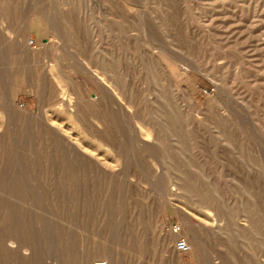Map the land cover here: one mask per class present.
I'll use <instances>...</instances> for the list:
<instances>
[{
  "label": "rangeland",
  "instance_id": "374dc122",
  "mask_svg": "<svg viewBox=\"0 0 264 264\" xmlns=\"http://www.w3.org/2000/svg\"><path fill=\"white\" fill-rule=\"evenodd\" d=\"M0 264H264V0H0Z\"/></svg>",
  "mask_w": 264,
  "mask_h": 264
},
{
  "label": "bare ground",
  "instance_id": "6f19581e",
  "mask_svg": "<svg viewBox=\"0 0 264 264\" xmlns=\"http://www.w3.org/2000/svg\"><path fill=\"white\" fill-rule=\"evenodd\" d=\"M51 43V42H50ZM115 85V84H114ZM107 86V85H106ZM123 92V91H122ZM129 100H127V103H129L128 102ZM152 115V114H151ZM154 116V115H153ZM156 118V117H155ZM156 134H157V139H159V131L158 130H156ZM176 190V189H175ZM198 201H199V203L202 205V206H204V207H206L207 209H210V210H212V202H211V197L210 196H208V195H202V194H200V195H198ZM212 211H214V209L212 210ZM184 233V232H183ZM183 236H184V240L190 245V248L191 247H193V244H192V242L186 237V235H185V233L183 234ZM8 240L9 241H11V240H14V243H16V244H18L17 246V248L20 250L22 247H24L21 243H19V242H17L16 241V239L15 238H8ZM167 240L165 239L164 240V242H166ZM7 248V247H6ZM193 251V250H192Z\"/></svg>",
  "mask_w": 264,
  "mask_h": 264
},
{
  "label": "built area",
  "instance_id": "2783aa9c",
  "mask_svg": "<svg viewBox=\"0 0 264 264\" xmlns=\"http://www.w3.org/2000/svg\"><path fill=\"white\" fill-rule=\"evenodd\" d=\"M30 43L33 44L34 42L31 40ZM174 248L182 254H188L191 251L190 245L182 238L175 241Z\"/></svg>",
  "mask_w": 264,
  "mask_h": 264
}]
</instances>
